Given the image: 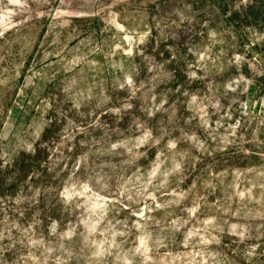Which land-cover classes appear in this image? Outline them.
I'll list each match as a JSON object with an SVG mask.
<instances>
[{
	"label": "rangeland",
	"instance_id": "obj_1",
	"mask_svg": "<svg viewBox=\"0 0 264 264\" xmlns=\"http://www.w3.org/2000/svg\"><path fill=\"white\" fill-rule=\"evenodd\" d=\"M0 264H264V0H0Z\"/></svg>",
	"mask_w": 264,
	"mask_h": 264
}]
</instances>
